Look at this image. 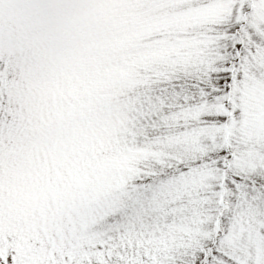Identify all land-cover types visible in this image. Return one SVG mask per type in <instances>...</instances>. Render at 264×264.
Returning <instances> with one entry per match:
<instances>
[{"label":"snow or ice","instance_id":"1","mask_svg":"<svg viewBox=\"0 0 264 264\" xmlns=\"http://www.w3.org/2000/svg\"><path fill=\"white\" fill-rule=\"evenodd\" d=\"M0 264H264V0H0Z\"/></svg>","mask_w":264,"mask_h":264}]
</instances>
